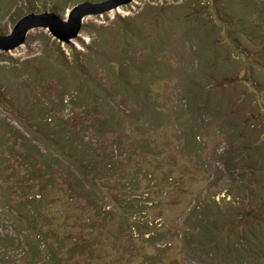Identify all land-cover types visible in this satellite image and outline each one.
<instances>
[{
  "label": "trees",
  "instance_id": "obj_1",
  "mask_svg": "<svg viewBox=\"0 0 264 264\" xmlns=\"http://www.w3.org/2000/svg\"><path fill=\"white\" fill-rule=\"evenodd\" d=\"M16 1L19 0H0V14ZM140 23L125 19L121 24L122 32H129L131 37L117 38V55L120 64L127 66L126 72L115 73L116 62L109 60L111 48L103 42L94 49L97 56H93L98 62L87 65L90 78L73 69V61L67 57L66 63L59 66L44 59L35 66L18 68L25 70L28 77L35 75L43 81L55 78L63 93L60 100L65 107L70 106L66 115L60 104L59 112L56 111L48 92L44 101L26 88L28 91L23 94L27 98L22 96L12 101L0 86V100L9 115H2L3 109L0 110V173L10 176L3 179L12 183L18 197L0 199L14 229L13 234L0 242V264H199V261L203 264L209 255L228 264H238L242 257L244 261L264 259V182L261 180L260 186L253 190L258 194L253 207L246 205L245 197L227 199L207 192L195 196L192 208L180 223L155 214L157 210L163 211L165 205L162 198L155 196L161 197V184L156 183L155 175L144 169L143 163L158 156L159 147L142 130L165 124L168 121L165 119L171 116L182 124L188 116L197 120L198 114L190 115L189 103L175 109L162 105L157 97L151 100L141 94L143 62L132 61L130 54L131 43L146 32ZM247 36L243 35L241 40H248ZM100 52L107 60L100 61ZM48 64L53 68L52 73L46 67ZM62 67H66L65 72ZM99 68L113 71L117 80L114 87L124 97L142 103L145 111L130 117L129 108L112 89L100 85ZM62 73L73 82L70 101L66 99L69 84ZM71 75L78 80L72 81ZM14 77L12 74L9 78ZM225 79L232 84L242 82L239 75L226 74ZM250 79L253 83L252 74ZM242 93L246 95L245 90ZM80 104L86 113L95 111V117L85 120L78 116L76 109ZM253 104L258 105L255 101ZM261 115L259 110H251L250 115L237 119V129L234 124L233 129L246 146L251 141L247 120H257ZM128 131L140 136L132 138L130 143L123 141L122 132ZM200 140L201 131L195 130L180 142L186 143L185 148L191 151L197 149ZM262 145L257 144L258 154L264 149ZM250 185L247 187L252 189ZM60 189L65 191L52 193ZM51 193L56 194L55 199L68 196L84 199L88 208L83 207L76 214L63 208L59 216L53 214L48 210ZM212 212L217 213L216 218L211 216ZM110 234L121 247L112 252L107 245L102 254V239L108 241L113 237ZM16 250L22 253L13 257L18 253ZM193 254L199 256L191 257Z\"/></svg>",
  "mask_w": 264,
  "mask_h": 264
},
{
  "label": "rangeland",
  "instance_id": "obj_2",
  "mask_svg": "<svg viewBox=\"0 0 264 264\" xmlns=\"http://www.w3.org/2000/svg\"><path fill=\"white\" fill-rule=\"evenodd\" d=\"M54 1L65 3L64 10L68 16L73 6L84 0H19L13 5L9 3L10 8L0 14V33L9 29L12 32L20 17L36 12L38 3L58 8V5L54 6ZM156 16L159 17L154 20ZM168 16L172 17L168 19ZM125 19L140 21L146 31L130 45L132 61L143 62L140 66L141 94L151 100L157 97L162 105L175 109L189 103L192 105L190 115L198 114L197 120L188 116L187 121L181 124L171 116L165 119L168 120L165 124L142 130L159 147L158 156H152L143 163L144 169L152 172L156 183L161 184V197L155 196L162 198L165 205L163 211L157 210L155 214L175 224L180 223L192 208L195 196L197 198L199 193L207 192L227 199L245 197L246 205L253 207L251 205L257 203L258 196L253 190L260 186L259 180L264 182V149L261 154L257 153V144L262 143L264 148V33L261 34L264 32V0H131L110 10L85 16L79 35L71 42L59 40L47 27H35L30 29L25 42L10 50H0V86L12 101L26 97L23 94L28 91L26 88L44 101L48 92L56 111L59 112L60 104L66 115L70 106L65 107L60 100L63 93L55 78L43 81L35 75L28 77L25 70L18 68L35 66L44 59L59 66L66 63L67 57L73 61V69L90 78L87 65L98 62L93 56L97 54L94 49L103 42L111 48L109 60L116 62L115 73L120 70L126 72L127 66L120 64L116 50L119 47L117 38H131L129 32H122L121 24ZM243 35H248V40L242 41ZM99 59L107 60V56L100 52ZM48 65L46 67L52 73L53 68ZM65 71L66 67H62V72ZM98 71L100 85L112 89L129 108L130 117L145 111L142 103L136 102L135 98L124 97L114 87L117 80L113 78V71L104 68ZM12 74L15 77L10 80ZM226 74L239 75L242 82L229 83L225 79ZM62 75L69 84L66 99L70 101L73 82L68 81L67 75ZM71 78L72 81L78 80L75 75ZM136 80L139 81L138 78ZM243 90L246 95H243ZM115 104L118 105V102ZM0 110L2 115H8L1 100ZM251 110H259L262 115L257 120H247L251 141L246 146L244 139L233 128L236 125L237 129V119L250 115ZM76 112L85 120H91L96 115L95 111L86 113L88 111L82 104ZM195 130L201 131V140L197 149L190 151L185 148L187 144L180 141ZM122 133L123 141L128 143L135 136H140L135 131ZM112 134L117 137V134ZM6 174L0 173V199L17 200L12 183L3 179L10 177ZM154 178L151 177L152 180ZM249 184L252 189L247 187ZM64 191L60 189L52 193ZM52 193L48 210L53 214L59 216L63 208L70 214L82 212L83 207L88 208L84 199H70L69 196L55 199L56 194ZM211 216L216 218L217 213L212 212ZM60 219L63 220V217ZM13 233V223L0 201V242L3 243V237ZM114 238L109 237L108 241L102 239V254L107 245L112 252L121 247ZM16 251L18 253H14L13 257L22 253ZM6 252L12 256L9 250ZM203 264L228 262L209 255L205 256ZM238 264H264V259L244 261L242 257Z\"/></svg>",
  "mask_w": 264,
  "mask_h": 264
},
{
  "label": "water",
  "instance_id": "obj_3",
  "mask_svg": "<svg viewBox=\"0 0 264 264\" xmlns=\"http://www.w3.org/2000/svg\"><path fill=\"white\" fill-rule=\"evenodd\" d=\"M131 0H84L73 6L67 16L64 5L58 3V8L37 4L36 12H30L20 18L11 29L0 33V50H10L25 42L30 29L47 27L61 41L71 42L77 37L83 25V19L90 14L104 12L127 4Z\"/></svg>",
  "mask_w": 264,
  "mask_h": 264
},
{
  "label": "bare ground",
  "instance_id": "obj_4",
  "mask_svg": "<svg viewBox=\"0 0 264 264\" xmlns=\"http://www.w3.org/2000/svg\"><path fill=\"white\" fill-rule=\"evenodd\" d=\"M12 65V64H11Z\"/></svg>",
  "mask_w": 264,
  "mask_h": 264
}]
</instances>
